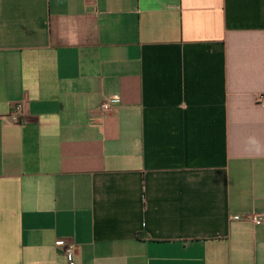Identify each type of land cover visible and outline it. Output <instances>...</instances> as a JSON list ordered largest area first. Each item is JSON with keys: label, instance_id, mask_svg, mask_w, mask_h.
<instances>
[{"label": "crops", "instance_id": "obj_1", "mask_svg": "<svg viewBox=\"0 0 264 264\" xmlns=\"http://www.w3.org/2000/svg\"><path fill=\"white\" fill-rule=\"evenodd\" d=\"M260 95L264 0H0V264H264Z\"/></svg>", "mask_w": 264, "mask_h": 264}, {"label": "built area", "instance_id": "obj_2", "mask_svg": "<svg viewBox=\"0 0 264 264\" xmlns=\"http://www.w3.org/2000/svg\"><path fill=\"white\" fill-rule=\"evenodd\" d=\"M117 100L104 102L101 106L102 113L110 112L113 109V104L118 103ZM257 102L260 105H264V95H260L257 98ZM25 104L23 102L18 103L15 106V110L12 113L11 120L14 124H20L22 118L25 116ZM251 220L255 225H262L264 223V217L261 215H253ZM56 246L61 247L69 264H75L74 253L76 251V244L65 240L57 241Z\"/></svg>", "mask_w": 264, "mask_h": 264}]
</instances>
